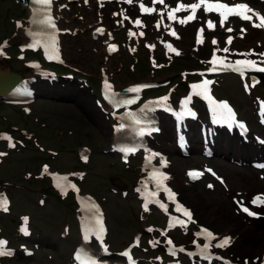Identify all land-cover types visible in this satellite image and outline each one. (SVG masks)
Segmentation results:
<instances>
[{"label":"rangeland","instance_id":"rangeland-1","mask_svg":"<svg viewBox=\"0 0 264 264\" xmlns=\"http://www.w3.org/2000/svg\"><path fill=\"white\" fill-rule=\"evenodd\" d=\"M82 3V0L75 2L72 7L73 15H70L68 8L64 11V16H67V19L64 20L62 27L64 29L80 28L78 36L67 35L64 37V54L66 65L69 66L66 67L68 70L64 71L59 66L53 68L58 75L62 71L63 73L70 72L65 76L72 75L70 77L77 80L65 81L61 79L57 83L39 82L37 92L40 93V96L32 106L34 111L30 116L22 114L20 107L0 104V137H2L3 131L12 135L13 128L19 127L25 132L24 139H20L21 145L27 146L30 144L27 149L21 147L17 149L16 153L8 154L9 157L4 158L3 165L0 166V180L4 179L14 183L4 184L11 195L13 206L11 207L12 213L1 221L3 225L0 224V232H2L0 236L3 235L9 238L11 247L18 251L14 260L0 258V264H15L16 262L73 264L72 252L80 244L77 220L79 213L75 199L70 196L60 201L50 193L48 196L51 199L48 200L45 195V192L50 189L47 180L39 179L38 176L30 178L32 181L25 178L27 173L34 174L38 171L39 165L45 159L50 165L53 162V170L81 171V173H85L84 181L81 182L82 192L83 194L95 195L103 204L110 228L109 242L115 252L131 244L134 236L138 233L144 234L145 242L150 238L146 228L152 225L164 228L167 224L166 218L157 209L150 212H144L141 209L133 187L140 181L139 177L145 175L142 159L137 155L130 164L126 165L121 163L119 158L112 153L110 136L112 124L115 121L109 117L107 118L96 107L95 97L99 95L102 72H106L115 81L119 89L136 82L157 81V88L155 86L154 89L148 91L146 93L148 94L147 97L153 98L170 92L174 100L179 103L188 94L186 83L188 80L194 79L191 78L190 73L202 67L201 65L209 56L212 46L208 45L196 51L194 48L196 26H192L186 30L191 33L188 41L186 43H183V41L177 42L179 54H173L168 59L165 55V47L160 41L162 35L156 33L152 28V22L155 20L152 19L149 29H147L149 40L134 39L130 42L129 48L131 45L132 48L136 49L130 50L124 45L128 42L125 29L117 28L111 18V11L115 9L112 7L104 17L102 25L104 24L114 32L116 42L120 45V51L115 56L106 55L104 54V38L94 39L91 34V28L101 23L96 0H89L88 6H81ZM102 12L104 13V10ZM28 16V10L16 5V0H0V39L10 38L14 33L13 29L17 34L22 33L24 27H16L15 29V24L11 22V19L16 17L13 20H23L27 25ZM214 32V36L210 41L213 42L215 39L220 42V46H223L230 36L227 29L220 26ZM237 37L236 45L238 44V48L248 46L247 41H244L238 35ZM153 39L156 40L158 47L156 52H152L148 48V41ZM10 53L14 59L11 68L19 73L24 71L25 75L27 73V76H31V73L25 72L27 70L24 61L19 62L16 60L18 47L12 49ZM32 58L40 59V56L27 57L26 61ZM71 69H77L80 73L77 74ZM187 73L189 77L186 75ZM83 75H86V78ZM185 76H187L186 81L184 80ZM78 78H85V88H83L82 83L78 82ZM167 82H170V85L167 86ZM48 91H52V93ZM245 92L244 86L233 76L220 77L216 87V94L220 98H227L233 102L238 107L240 115L251 126L255 125V127H252L254 134H259L264 138V128L258 127L254 120L255 98H264V81L251 95H246ZM166 123L169 125V121L166 120ZM43 125L45 127H42ZM23 127L27 130H24ZM194 129L196 130L194 134H197V129ZM30 135H32V138ZM172 135L174 137V134ZM173 137L166 138L165 134L156 136V144L161 149L171 150L169 154H166L173 163L170 167L173 176L171 186L177 190L176 186L178 184H188L199 190L202 201L212 206L225 207L221 197H226V188L218 186L216 190L209 191L206 189L204 182L188 183L185 177L186 169L201 167L203 162L196 164L191 159L182 158ZM249 140L255 141L253 136ZM41 142L46 148L57 150L59 155L55 160H53L54 156H45L38 148L34 147L39 146ZM222 142L223 140L221 144ZM2 145L0 144V150L5 149V145ZM84 147L92 152L89 155L91 163L88 160L81 162L79 160V151ZM202 151L203 145L201 144L198 155ZM46 154L48 155V153ZM231 156L232 154L229 158ZM229 158L219 159L217 157V159H212L209 162L216 168L215 163L217 161H221L230 167V169H217L226 178L228 185L234 187V192L241 188L237 186L236 182L238 181L236 177L238 173L252 178L255 175L256 179L258 177L261 182H264V179L260 178V174L248 170V168L252 169L250 166H239L240 162H232ZM111 187L116 190L112 191ZM122 190L128 192L126 197H122ZM177 192L180 194L179 199L187 206L188 204L183 200L181 192L178 190ZM238 192L244 193L243 190ZM232 197H235V195L229 196V203L232 202ZM43 199H45L44 207L38 204ZM191 207L198 222L192 224L190 231H197L201 224L215 231V227L201 220L196 213V209L193 206ZM24 214H29L33 221L34 235L30 240L21 238L16 232L17 225L20 223L19 217ZM226 214L228 215L227 209ZM244 222L254 223L253 221L248 222L245 218ZM255 223H259V221ZM65 228H69V234L64 232ZM175 237L182 244L189 243L192 239L190 234L181 231L175 233ZM25 249L35 250V256L26 259ZM222 252L229 257H234V254L228 248L223 249ZM159 253V251L147 252L146 248H142L139 257L144 262H148L153 261L152 259Z\"/></svg>","mask_w":264,"mask_h":264},{"label":"bare ground","instance_id":"bare-ground-1","mask_svg":"<svg viewBox=\"0 0 264 264\" xmlns=\"http://www.w3.org/2000/svg\"><path fill=\"white\" fill-rule=\"evenodd\" d=\"M31 12V10H30ZM241 19V18H240ZM242 20V19H241ZM253 21H255L252 16V20L247 21H238V31L234 32L235 35H240L244 39L248 41L251 45L250 50H254V46L256 43L261 41V37L264 35V31L258 29L253 25ZM241 29H244L242 32ZM187 30V29H186ZM184 30V43H186L190 37L191 33H188ZM190 31V29H189ZM28 33L31 31L28 30ZM108 35V33H107ZM27 33H20L16 35V37L12 40V42H20V44H25V38L27 37ZM110 39V37H109ZM229 50H232L228 47ZM240 50H245L241 49ZM109 52L104 48V54H108ZM64 61V60H63ZM2 62V61H1ZM6 66L5 62L1 63V68ZM7 67V66H6ZM5 69V68H4ZM106 74V73H105ZM102 74V78L106 75ZM127 87V86H124ZM123 87V88H124ZM122 89V88H121ZM206 115L201 114V120L204 122ZM164 134L166 138H171L172 133L169 130L168 126L164 128ZM117 134H115L116 136ZM113 132H111L110 141L113 143ZM194 143L193 152H198V147L200 144L199 138L197 135H194L192 138ZM157 143V142H156ZM157 145V144H156ZM158 146V145H157ZM205 148V147H204ZM165 152L170 153L171 150L163 149ZM260 152V150L257 148ZM91 152L90 149H88ZM92 153V152H91ZM256 151L254 147L243 146L237 140L233 141H223L222 147L218 151V154L223 157H227L230 154H233V157H237L236 160L246 161L247 158L255 155ZM260 154L264 155V152H260ZM91 160V158H90ZM90 162V161H89ZM225 168L229 169V167L225 166ZM232 171V169H231ZM233 173V172H232ZM237 177V186L241 187L239 190H244L246 197L251 200L252 197L256 194L264 193V182L258 181L255 176L249 177L242 173H238ZM177 190L181 192V196L183 200L188 204V206H193L196 209V213L198 217L204 222L210 223L215 227L214 233L218 235V240L228 239L229 244L227 247L234 254V257L240 260H251L254 264H262L264 262V206H261L257 209L258 218L252 219L246 215H244L241 209L239 210V206L234 203L232 200L229 203L228 198L230 193L234 190V188L228 187V193L226 197H221V201L225 203V207H216V205H209L205 201H202L199 195V190L191 187L190 185L178 184L176 186ZM237 195V194H236ZM243 196H236V198H241ZM150 202V201H147ZM250 201L245 203H240L242 205L241 208L249 205ZM226 209L228 215L226 214ZM245 209V208H244ZM249 211V210H248ZM245 213V212H244ZM247 213V212H246ZM244 218L249 221H253L254 223L244 222ZM259 223H255L258 222ZM202 225V224H201ZM109 234V231H108ZM217 235H215V242L217 241ZM31 259V257L29 258Z\"/></svg>","mask_w":264,"mask_h":264},{"label":"snow or ice","instance_id":"snow-or-ice-1","mask_svg":"<svg viewBox=\"0 0 264 264\" xmlns=\"http://www.w3.org/2000/svg\"><path fill=\"white\" fill-rule=\"evenodd\" d=\"M125 2L131 4L133 2V0H125ZM153 2L154 3L158 2V3L163 4L164 0H153ZM34 3L44 5V6L48 7V8H50V6H51V0H34ZM202 5L204 6V11H206V12L217 11L219 13V15L221 17V19H220V26L221 27L224 26V24L228 20L229 16H239L243 20H252V15H256L255 13H252V10L246 4L237 3V4H234V5L230 6L229 4L222 3V2L208 3L207 0H198L197 3H192L190 5H185L183 3L178 4L176 8H174V9L169 11L168 19L175 20V19H177V17L175 16L176 12L189 11L190 10V15L189 16L185 17L184 19L179 20L180 23L186 24L189 21H191V20L196 18V12H197L198 9L201 8ZM140 8H141L142 13H149L150 14L153 11H155V9L146 7L143 4L140 5ZM248 13H252V15H249ZM161 15H163V13H161ZM257 18L259 19V23L254 24V26L255 27L264 28V16H257ZM125 19H128V17H125ZM43 22L46 23L49 27L55 28V24L53 23L52 17L50 15H48ZM135 24L137 26H142V22L139 19H137L135 21ZM157 27H159V23L157 24ZM207 27L209 29H214L216 27V25H215V23L213 21L209 20V21H207ZM98 31H100V30H98ZM227 31L231 32L232 29L228 28ZM241 31L243 32L244 29H241ZM199 32L202 33L203 29H200ZM171 34L172 35H176V33L174 31ZM129 35L132 36V35H135V34L130 32ZM141 35H143V33H141ZM198 42H202V41L198 40ZM231 42H232V38L229 37L227 43L230 44ZM216 43H217V41L214 39L213 40V44H216ZM168 47H169L170 51L176 52L177 55L179 54V52H177L176 49L171 48L170 45ZM109 50L110 51H115L116 50V45H111ZM222 51L228 52L229 49L227 47H225L224 49H222ZM0 54H2V53H0ZM260 55L264 56V53H261ZM217 61H218V58L214 56L213 57V61L210 62V63H213L214 66H213L212 69H210V71H217V70H223L225 68H229V69H231L233 71L240 72L242 75H243V73H244V71L246 69H256V70H259V71H264V67H259L257 62L253 61V60L236 61L235 64H225L223 60H219V65H220L219 68L216 66ZM210 83H212V81L205 80L203 82L202 86L206 87ZM105 84H106V87H110V86L107 85V82H105ZM193 87L195 88L197 86L193 85ZM247 87L248 86L246 85V88ZM139 90H140L139 88L129 89V91H133V92H138ZM163 99L167 100V97H165ZM189 100H190V98L186 99L182 103V107L186 108ZM218 107L226 109L229 112V114H231V109L228 107L226 102H221L218 105ZM188 114L194 115V113H191L190 110H189ZM0 138L11 140V137H0ZM9 147H15V144L10 143ZM2 155H6V153H0V156H2ZM45 171H47V166H45ZM189 175L190 176H195V175H198V174L189 173ZM163 178L166 179L167 177H163ZM60 179H62L64 181H67V177H61ZM57 186H60V185H57ZM67 186L75 189V185H67ZM210 187H211V185H210ZM257 200H261L262 202H264V198H261V197H257ZM253 203H256V201H253ZM0 207H2L5 211L7 210V200L2 195H0ZM162 207H163V205H162ZM145 209L147 210V204H145ZM244 211L248 212V209L245 208ZM185 214L189 215V218H190V214H188V213H185ZM249 214H252V213H249ZM24 219H25V222H27V218H24ZM180 223H182V222H180ZM97 224L100 225V227H99V229L97 231V239H100L102 241V235H100V234L103 232V227H102V224L100 223V221H97ZM21 231L25 235L29 234L27 232L26 228H22ZM206 235L209 238L212 237V234L210 232H206ZM168 243L171 245L172 241L169 240ZM6 244H7L6 241L0 240V256L12 255L13 254L12 250H10V249L9 250H5L4 246ZM228 244H229V240L228 239H224L222 241V243L218 244L217 246L218 247H223V246H226ZM207 248H208V245L205 244L204 245V250H206ZM104 250L107 251L106 248ZM180 251H184V249L181 248ZM171 254L175 255V251L173 250L171 252ZM122 255H124V256L129 258V264H134V262L132 261V258L130 256V250L125 251L124 253H122ZM190 255H192V254L190 253ZM76 258L78 260L81 259V254L79 252L77 253V257ZM204 258L207 259L208 256L205 255ZM82 264H95V261L90 259L88 261H83Z\"/></svg>","mask_w":264,"mask_h":264},{"label":"water","instance_id":"water-1","mask_svg":"<svg viewBox=\"0 0 264 264\" xmlns=\"http://www.w3.org/2000/svg\"><path fill=\"white\" fill-rule=\"evenodd\" d=\"M26 1V0H25ZM22 80V76L10 70L3 71L0 74V97H6L11 93L17 84Z\"/></svg>","mask_w":264,"mask_h":264}]
</instances>
